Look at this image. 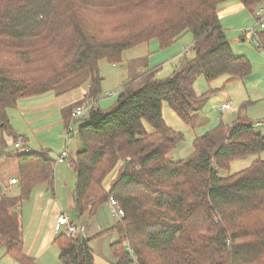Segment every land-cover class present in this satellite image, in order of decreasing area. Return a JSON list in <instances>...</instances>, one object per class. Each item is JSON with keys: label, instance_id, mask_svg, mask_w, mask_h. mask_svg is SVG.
Here are the masks:
<instances>
[{"label": "trees", "instance_id": "obj_1", "mask_svg": "<svg viewBox=\"0 0 264 264\" xmlns=\"http://www.w3.org/2000/svg\"><path fill=\"white\" fill-rule=\"evenodd\" d=\"M225 1L0 0V131L14 142L19 136L7 109L18 100L63 94L87 81V97L97 99L100 60L118 65L140 44L156 40L165 49L184 33L192 35L194 57L169 76L156 78L155 69L140 73L121 86L108 110L98 107L76 122L78 147L68 159L75 212L91 217L116 200L124 216L109 228L117 234L109 245L114 264H130L125 243L141 264H264V159L227 176L217 173L264 151V134L239 110L230 125L196 136L189 156L173 161L169 154L183 134L162 116L166 102L192 126L194 102L205 98L194 92L199 76L212 81L226 75L230 82L251 75V62L233 54L218 17ZM238 1L250 11L264 3ZM256 39L264 51V30ZM83 102L61 110L65 126L75 122L72 110ZM15 157L18 193L0 195V247L17 264H36L24 251L20 207L36 185L52 182L56 160L27 148ZM82 238H54L59 264H94L93 237Z\"/></svg>", "mask_w": 264, "mask_h": 264}, {"label": "rangeland", "instance_id": "obj_2", "mask_svg": "<svg viewBox=\"0 0 264 264\" xmlns=\"http://www.w3.org/2000/svg\"><path fill=\"white\" fill-rule=\"evenodd\" d=\"M231 1V0H230ZM227 1L225 3H229ZM224 3V4H225ZM242 5V4H241ZM243 6V5H242ZM259 9L264 10V3L258 4L254 7L253 12L245 7L241 8L235 13V16H229V20L222 16V26L225 28L226 36L229 40V44L233 51V54L238 56H246L252 65L253 75H248L242 80H235L226 82L228 76L223 75L215 78L212 81H208L203 76H199L194 83V92L197 96H203L204 99L194 102L196 112L192 116V126H187L181 119L177 117L174 111L169 107L166 102L162 105V116L166 124L176 131H180L183 134V140L179 145L173 149L169 156L173 161L179 159H185L192 152V141L196 136H200L206 131L214 128L222 123L227 126L237 117L238 111L244 114L249 120H262L264 121V51L258 50L256 35L252 37L256 32L264 30L257 23L255 18V12ZM223 10H221L222 12ZM223 13V12H222ZM227 15V12L224 11ZM228 17V16H226ZM228 21L236 22L235 26H226ZM242 25V27H241ZM246 28V33L241 34V29ZM252 30V31H251ZM241 37L243 38L241 39ZM192 35L190 32L184 33L172 46L165 49H160L156 40H151L148 43L140 44L132 49H129L123 53L122 63L113 66L107 63L105 60L99 61L100 75L103 76L104 86H108L105 94L99 95V104L104 110H108L116 100L117 92L121 86L127 83L130 79L136 80L143 67L145 70L156 69L155 77L164 78L169 76L172 71L177 68L185 58L194 57V51L192 45ZM183 49L187 51V54L183 53ZM174 53L178 54L175 55ZM180 56V57H178ZM254 68V70H253ZM113 72H112V71ZM113 75H111V73ZM124 73V76L116 77L117 74ZM86 75V73L81 74ZM76 77V78H80ZM112 76V77H111ZM251 76V77H250ZM134 77V78H133ZM64 89L63 87H60ZM58 88V89H60ZM111 93L112 95L108 94ZM227 101V102H226ZM229 103L231 109L226 110L223 114L218 113L219 107L224 103ZM11 113L13 108H8ZM14 119V118H13ZM55 119V118H54ZM60 119V117H59ZM74 120V119H73ZM18 123L19 120H14ZM76 121V120H74ZM40 121H32V126H36ZM84 122L81 120L80 123ZM72 125V124H71ZM66 126H64L65 128ZM150 131V127L146 125ZM63 128V130H64ZM73 136L77 138L75 124L73 125ZM49 130H51L49 128ZM262 134H264V128H260ZM63 132V131H62ZM57 135L56 131L54 132ZM64 137V134H63ZM11 142V141H10ZM8 143L4 147V151L0 154V160H6L9 162H16L15 155L24 150V147L20 145L15 147L14 142ZM30 145H33L32 143ZM1 148V147H0ZM61 149V147H59ZM52 150L50 153H54ZM72 155L76 152L73 146L70 147ZM57 154V153H56ZM53 156V155H51ZM71 156V155H70ZM264 159V151L259 154L249 155L247 157L236 159L231 161L228 166L217 170L218 175L227 176L237 171H240L248 167L255 159ZM68 159L65 160V164L69 166ZM8 169V168H7ZM68 170V175L74 176L72 169ZM9 176H17V169H9ZM115 169L109 173L104 179V186L109 187V182L114 177ZM9 179V178H8ZM72 182V180L70 181ZM71 203V199L69 201ZM73 211L69 212L72 221L77 224L74 199L72 200ZM98 222L100 225L106 224L104 214L101 209H97L95 215L87 220V226ZM92 226L87 229L83 228V236L89 237L92 233ZM114 238L116 240L115 232H107L103 236L90 239L88 245L93 250L94 264H113L114 258L110 253L109 245ZM54 254H59L57 247H53ZM4 247H0V264H17L12 261L8 256L4 255ZM110 262V263H109ZM56 264L58 261L56 259Z\"/></svg>", "mask_w": 264, "mask_h": 264}, {"label": "crops", "instance_id": "obj_3", "mask_svg": "<svg viewBox=\"0 0 264 264\" xmlns=\"http://www.w3.org/2000/svg\"><path fill=\"white\" fill-rule=\"evenodd\" d=\"M225 2L221 3L218 6V17L220 19L221 25L223 23L222 16L223 18L229 20V16H235V13L237 14V11L239 10L241 12V8L243 7L238 0H231L229 3ZM221 10H223V13L221 12ZM253 10H251V12H253ZM224 11L227 12V15L224 14ZM235 25L236 22L228 21L226 26ZM223 29L224 31H226L224 27ZM245 30L247 29L242 28L241 34H243L242 32ZM245 33L246 32H244V34ZM242 38L243 37H241V39ZM245 38H243V40ZM258 50L261 49L258 47ZM183 53L187 54V51L183 49ZM174 54L175 55H173V57L178 55L176 53ZM146 71L147 70L142 67L140 73ZM112 72H110L111 75H113ZM253 73L251 74V76L253 75ZM120 76H124V73L118 72L116 77ZM101 77L103 79L101 82V94L103 95L107 92L106 89L108 88V86H104L105 78L103 76ZM88 88L89 81L85 82L78 88L63 94L58 95L55 92L50 91L38 96L27 97L18 100L17 105L15 107H11L14 109L11 113L7 109V114L10 120V124L16 134H18L19 139L14 142L13 138L0 131V154H2V152L4 151L3 148L6 147V145L10 141H13L14 144L19 142L20 145L24 147V149L27 148L46 152L53 159H56V153L58 154L65 149H68L70 155L74 156L75 153L72 155L70 147L73 146L76 151L78 147V139L73 136L72 140L70 142H67L63 137L62 131L65 125L61 110L64 107L73 104L74 102L86 101L90 99L87 97ZM98 105V107L101 108L99 102ZM15 119L19 120V122L15 123ZM36 120L40 122L33 127L31 122ZM76 122L78 123V120L72 123V125L75 124V127L78 126ZM49 128L51 130H49ZM55 131L57 135H55ZM31 143L33 145H30ZM59 147H61V149ZM52 150H55L53 151V154L50 153ZM65 163L66 162L64 161H56L53 169L52 182L36 185L31 190L29 198L25 200L20 207V224L23 236L24 251L27 255L35 259L36 264H56V259L58 261L59 254H54L53 247L57 246L53 243V240L58 234H62L61 228H58L56 225V220L61 213L67 214L71 219L69 212L73 211V206L71 203L73 200L76 179L75 175H68V170L71 171V167L67 166ZM12 168L17 169L16 162L14 163L6 160H0V195L16 196L18 193V177L14 175L9 176L8 173L9 169ZM14 178L17 180L16 183H11V179ZM71 180L72 182H70ZM70 199L71 203L69 202ZM100 209L106 219L105 225H100V223L95 222L93 226L92 224L90 226H87V220H90V216L87 214L77 216L75 214L76 221L78 222L77 224L82 229L84 227H87V229H89L91 226L93 228L92 233L89 237H86L87 235L84 236L85 239L92 237L97 238L103 236L109 231L112 233L115 232L111 229L109 230V228L114 225L115 221L111 217L108 204L101 206ZM97 234L100 235L96 236ZM111 240H113L112 243L117 241V234L116 240H114V238H111Z\"/></svg>", "mask_w": 264, "mask_h": 264}, {"label": "built area", "instance_id": "obj_4", "mask_svg": "<svg viewBox=\"0 0 264 264\" xmlns=\"http://www.w3.org/2000/svg\"><path fill=\"white\" fill-rule=\"evenodd\" d=\"M255 18L257 19V23L261 28L264 29V10L259 9L255 12ZM252 31V30H251ZM246 31H243V33ZM255 34L252 35L254 37ZM257 45V44H256ZM186 51V50H185ZM112 95L111 93L108 94ZM98 102L99 99H88L84 101L83 103L75 106L72 110V117L74 120H85L89 118V114L93 109L98 108ZM231 108L229 103L222 104L219 109L218 113L221 115L224 111L229 110ZM253 129L259 130L260 128H264V121L262 120H256L252 124ZM73 125L69 124L66 126L63 130L64 138L67 142H70L73 138ZM20 143H15V147H19ZM70 152L68 149H65L61 151L60 153L56 154V161H65L69 159ZM16 179H11V183H16ZM109 210L111 217L114 221H119L124 216V212L122 208L119 206V204L114 200L113 198L109 201ZM56 225L58 228H61V233L65 235L66 237H74L77 234H82L83 236V229L78 225L75 224L67 214L61 213L56 220ZM125 251L128 255V259L130 264H141L137 255L133 252V250L125 243Z\"/></svg>", "mask_w": 264, "mask_h": 264}, {"label": "water", "instance_id": "obj_5", "mask_svg": "<svg viewBox=\"0 0 264 264\" xmlns=\"http://www.w3.org/2000/svg\"><path fill=\"white\" fill-rule=\"evenodd\" d=\"M85 241V238H82V242H84Z\"/></svg>", "mask_w": 264, "mask_h": 264}]
</instances>
